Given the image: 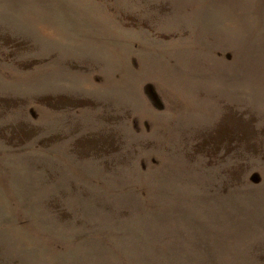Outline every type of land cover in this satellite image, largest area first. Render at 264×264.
Returning <instances> with one entry per match:
<instances>
[{
	"label": "rangeland",
	"instance_id": "1",
	"mask_svg": "<svg viewBox=\"0 0 264 264\" xmlns=\"http://www.w3.org/2000/svg\"><path fill=\"white\" fill-rule=\"evenodd\" d=\"M0 264H264V0H0Z\"/></svg>",
	"mask_w": 264,
	"mask_h": 264
}]
</instances>
